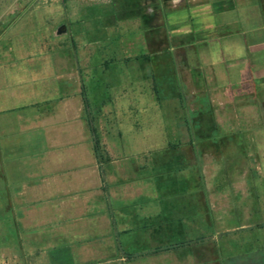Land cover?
Masks as SVG:
<instances>
[{"label":"rangeland","instance_id":"374dc122","mask_svg":"<svg viewBox=\"0 0 264 264\" xmlns=\"http://www.w3.org/2000/svg\"><path fill=\"white\" fill-rule=\"evenodd\" d=\"M121 7H127L121 0H0V142L10 128L27 136L40 124L49 128L64 104L78 128L85 121L82 78L112 158L107 181L119 230L133 231L125 235L127 250L207 240L134 264H264V228L256 227L264 222V123L247 99L250 92L217 83L194 52L185 69L184 52L175 50L181 57L175 71L163 50L165 36L145 31L147 10L140 16ZM137 56L145 57L127 62ZM176 76L193 98L187 105L192 136ZM30 145L10 154L12 148L0 143V172L10 194L7 203L0 183V264H129L115 257L92 153L90 189L69 195L76 200L75 214H68L73 218L39 204L26 190L14 195L12 188L34 186L33 178L45 170L34 157L31 166L20 167L34 154ZM37 166L43 170L34 171ZM50 231L61 233L56 238L74 235V259L44 254L61 245L42 242Z\"/></svg>","mask_w":264,"mask_h":264},{"label":"crops","instance_id":"0c3cea01","mask_svg":"<svg viewBox=\"0 0 264 264\" xmlns=\"http://www.w3.org/2000/svg\"><path fill=\"white\" fill-rule=\"evenodd\" d=\"M121 3L127 4L126 9L124 8L125 10L121 7L122 11L131 10L132 12L137 10L140 16L144 15V10H147L146 16L142 19L145 31L147 33L158 31L163 34L166 39L163 50L168 55L173 53L172 55L177 60L182 57V60H180L182 68L191 69L188 61L190 56H192L191 53L194 52V56L199 59L200 65L210 70L216 76V82L222 84V86L233 91H244L251 84L264 88V0H121ZM142 4L147 7L142 6ZM175 50L184 52L185 57L177 58L174 53ZM172 62L174 64L173 60ZM58 99L60 102L65 100L61 96ZM33 104H28L26 107ZM57 109L58 112H62V114H59L61 117L58 118L56 123L53 122V118L49 123L46 122L50 124L49 128L40 124L43 122L42 113L35 111L33 114L37 116L38 119L36 118V121L40 122V125L34 129L32 136L23 134L20 132L21 129H16L15 131V129L11 130L10 128L8 134L4 135L6 138H3L0 142L3 148H12L11 151H8L10 154L17 153L18 147L22 148L26 144L35 146L32 150L34 154L27 161L22 164L20 162L23 161L19 160L20 167H28V164L31 166L32 157H34L36 164L43 162L46 165L50 164L47 165L48 167L45 165L44 171H42L44 165L37 166L34 171H42V174L39 175L38 172L33 178L36 179L34 186L29 184L24 187L19 186V189L12 188L14 195L18 191L17 195L20 196L19 192L26 190V195H34L39 204H50L51 208L49 209H52V211L59 210L61 217L65 215L66 218L71 216L73 218V215L68 214H75L74 210H76V207H74V202L76 200L75 197L69 195L90 189V185L87 183L90 178L89 157L90 153H92L101 185L100 189L105 199L109 216L115 257L126 261L117 254L116 232L121 234L120 240L126 252L140 253L150 250H127L125 235L131 234L133 231L119 230L116 220L117 208L111 202V190L107 181V168L112 163V158L111 162L105 167L109 195L107 196L100 178L86 121L78 125L77 128L72 124L71 120L74 119V115L72 113L69 116L70 113L67 110L69 108L66 104L59 106ZM48 124L44 125L47 126ZM85 141L88 143L86 150L83 148ZM73 163L77 164V171L70 170V168H74ZM69 164H71L70 167H68ZM24 179V182L27 183V179ZM43 209L46 210L48 208L44 207ZM19 215L18 219L20 220ZM52 216L55 217V215ZM51 223L49 226L54 227L57 225L54 222ZM45 233L44 231L41 235L45 236ZM54 233L57 232L54 231ZM60 234L55 235L50 231V239L42 238V242H57L61 244L58 248L49 246L46 251L44 250V254L48 255L49 253L51 257H54L55 254L53 253L56 251L61 257L74 259L76 253L74 250V243L76 242L74 235L56 238ZM181 251L183 250L159 256ZM159 256L126 262L134 264Z\"/></svg>","mask_w":264,"mask_h":264},{"label":"trees","instance_id":"16d2710c","mask_svg":"<svg viewBox=\"0 0 264 264\" xmlns=\"http://www.w3.org/2000/svg\"><path fill=\"white\" fill-rule=\"evenodd\" d=\"M149 50H152V47L150 45ZM154 53V52H152ZM173 53H169V56L171 58V60L174 61V67H175V71L177 69L178 72V67H177V62H176V58L172 55ZM145 56H137L133 59H127V62H130L132 60L140 62L144 59ZM115 61V59H111L109 61L106 62V65H109L111 63H113ZM177 79V85L175 86V88L178 91V103H179V107L180 109L185 112V124L188 128L189 134L192 136V129H191V124H190V119L188 117V100L193 99L191 96L188 97L187 94H185L184 90L182 89L181 83H179V78L178 76H176ZM80 90H81V99H82V103H83V109H84V114H85V121L87 123L90 135H91V140H92V147H93V153L95 156V159L97 161V165H98V169L100 172V178L103 184V188L104 191L107 193L108 195V184L106 181V171H105V167L111 162V157L108 155V153L106 152V150L104 149V146L102 144L101 141V137H100V133L96 124V115L93 111L92 108V103L90 101L89 95L87 93V89L85 86V83L83 81V79L80 80ZM244 90H248L250 92V94L247 95V99L249 100L250 104H253L254 106L257 107L258 112L260 114V117L264 123V88L257 86L256 84H251L249 85L247 88H245ZM155 92H156V96L157 99L159 101L162 100V98L160 97V86L156 85L155 87ZM0 183L3 185L4 190V196L6 198L5 202L9 201L10 198V194L9 192H7V185H6V178L4 176L3 172H0ZM108 204H109V200H108ZM110 207V204H109ZM257 228H264V222L257 224L256 225ZM120 233L116 232L115 235V244H116V250H117V254L120 258L125 259L128 262H133L139 259H145L148 257H153V256H159L162 254H166V253H172V252H176V251H180V250H184V249H190L193 248L196 245H200V244H204L207 240L205 237H199L196 239H189V240H184V241H180V242H175V243H171L165 246H160V247H156L144 252H140V253H128L124 250L121 240H120Z\"/></svg>","mask_w":264,"mask_h":264}]
</instances>
